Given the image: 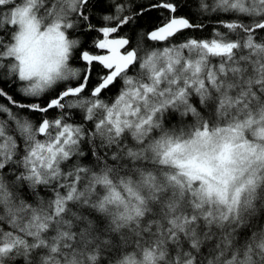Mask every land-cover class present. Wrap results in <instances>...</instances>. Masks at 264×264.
Listing matches in <instances>:
<instances>
[{
  "label": "snow or ice",
  "instance_id": "1",
  "mask_svg": "<svg viewBox=\"0 0 264 264\" xmlns=\"http://www.w3.org/2000/svg\"><path fill=\"white\" fill-rule=\"evenodd\" d=\"M0 264H264V0H0Z\"/></svg>",
  "mask_w": 264,
  "mask_h": 264
},
{
  "label": "trees",
  "instance_id": "2",
  "mask_svg": "<svg viewBox=\"0 0 264 264\" xmlns=\"http://www.w3.org/2000/svg\"><path fill=\"white\" fill-rule=\"evenodd\" d=\"M137 4L143 2V0H136ZM197 9L195 7L192 8V12H196ZM99 13H97V17H99ZM153 16H155V13H153ZM204 19V18H202ZM97 22L99 23V20H97ZM205 23H206V27L203 30V32H199V33H194L193 35L197 36V37H203V38H207L209 36V28L212 26L210 24L207 23V20L205 19ZM92 35H95V33H93ZM87 43V41H85ZM79 62H77L78 64ZM77 66V65H74Z\"/></svg>",
  "mask_w": 264,
  "mask_h": 264
}]
</instances>
